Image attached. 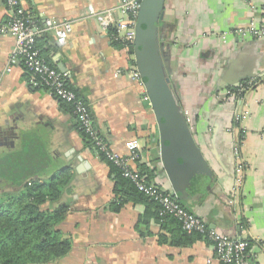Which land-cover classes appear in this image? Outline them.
<instances>
[{
    "label": "crops",
    "instance_id": "crops-1",
    "mask_svg": "<svg viewBox=\"0 0 264 264\" xmlns=\"http://www.w3.org/2000/svg\"><path fill=\"white\" fill-rule=\"evenodd\" d=\"M122 2L21 0L20 9L39 30L46 21L70 24L64 45L44 32L36 46L87 103L111 151L127 158L126 143L136 141L134 170L153 171L151 183L209 229L245 241L249 264H264V37L232 33L264 28V0H164L159 12V59L208 170L196 174L163 156L144 84L132 76L134 53L115 45L89 12ZM9 15L0 0V26ZM114 17L122 16L116 10ZM13 45L10 35H0V193L68 170L71 181L61 198L67 212L57 229L70 250L50 264H220L205 240L184 247L160 243L170 241L174 225L160 224L152 206L124 201L118 212L112 209L114 176L69 108L33 87L21 65L5 73ZM244 82L251 87L231 98L228 89ZM142 219L147 225L138 227Z\"/></svg>",
    "mask_w": 264,
    "mask_h": 264
},
{
    "label": "built area",
    "instance_id": "built-area-1",
    "mask_svg": "<svg viewBox=\"0 0 264 264\" xmlns=\"http://www.w3.org/2000/svg\"><path fill=\"white\" fill-rule=\"evenodd\" d=\"M20 3L21 0L5 1L10 15L6 23L0 26V35H10L14 39L5 73H9L13 67L21 65L32 78L33 87L44 89L57 100L70 104L79 131L87 136L92 148L97 153L102 154L107 161L114 164L121 171L122 176L129 180L139 193L158 203L161 206V216L170 215L174 217L181 224L183 231L188 233L197 232L212 244L218 263L249 264V247L245 241L227 237L209 229L198 218L185 211L174 197L162 192L153 183H148L145 176L131 167V163L138 159V144L136 141L126 143L127 158L120 157L111 151L108 143L94 125L89 106L67 88L66 76L47 64L41 58L36 46L37 39L44 32L53 34L58 45H64L67 35L70 33V24H56L46 21L44 28L39 30L33 19L20 9ZM140 3L141 0H123L122 4L116 9H108L100 13H93L90 9L89 12L91 16L96 18L103 33L107 34L113 31L112 39L125 47H129L133 46L134 43L135 25ZM116 10L122 16L119 19L114 17ZM232 33L243 39L245 37L251 38V36L263 38L264 28L255 29L250 26L247 30L235 29ZM132 76L141 81L135 64L133 65ZM251 85V82L239 83L228 89L227 93L231 98L238 99ZM237 173H241L240 169H237Z\"/></svg>",
    "mask_w": 264,
    "mask_h": 264
},
{
    "label": "trees",
    "instance_id": "trees-1",
    "mask_svg": "<svg viewBox=\"0 0 264 264\" xmlns=\"http://www.w3.org/2000/svg\"><path fill=\"white\" fill-rule=\"evenodd\" d=\"M5 1L2 0L3 4ZM109 35H113V31H110ZM115 45L124 46L121 43H115ZM127 48L129 54L133 55V47ZM133 64L134 62H132ZM66 85L78 99L87 104L77 91L68 83ZM60 102L68 107L73 115L72 106ZM80 133L87 144L92 147L87 136L83 132ZM97 154L108 164L111 174L114 176L115 202L112 204V209L115 212L120 210L124 201L145 203L154 208L152 217L160 224L170 221L174 225L170 232V241L160 238V243L184 247L196 240L207 241L197 232L183 231L181 224L174 217L161 216V206L158 203L139 193L134 185L122 176L121 171L114 164L107 161L102 154ZM139 173L146 174L147 178H145L148 183L151 181L153 171L140 167ZM70 181L68 170L65 169L41 183L38 181H32L30 184L19 182L15 185L19 188L16 191L4 190L0 193V264H50L69 252L70 241L62 238L57 227L64 220L67 212V206L61 203V198L64 192L68 191ZM178 204L184 209L179 202ZM145 225H147V221L142 219L138 227Z\"/></svg>",
    "mask_w": 264,
    "mask_h": 264
},
{
    "label": "water",
    "instance_id": "water-1",
    "mask_svg": "<svg viewBox=\"0 0 264 264\" xmlns=\"http://www.w3.org/2000/svg\"><path fill=\"white\" fill-rule=\"evenodd\" d=\"M163 2L141 0L135 25L134 63L156 118L163 156L180 161L196 174L206 171L207 166L170 90L158 54L156 23Z\"/></svg>",
    "mask_w": 264,
    "mask_h": 264
}]
</instances>
